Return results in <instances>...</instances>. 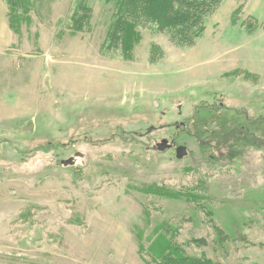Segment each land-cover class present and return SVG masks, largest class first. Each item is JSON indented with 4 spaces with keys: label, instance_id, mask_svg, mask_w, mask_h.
<instances>
[{
    "label": "rangeland",
    "instance_id": "1",
    "mask_svg": "<svg viewBox=\"0 0 264 264\" xmlns=\"http://www.w3.org/2000/svg\"><path fill=\"white\" fill-rule=\"evenodd\" d=\"M15 1L0 0V264H146L161 223L188 252L264 264V0H217L190 38L142 19L118 43L103 0L76 28L79 0Z\"/></svg>",
    "mask_w": 264,
    "mask_h": 264
},
{
    "label": "trees",
    "instance_id": "2",
    "mask_svg": "<svg viewBox=\"0 0 264 264\" xmlns=\"http://www.w3.org/2000/svg\"><path fill=\"white\" fill-rule=\"evenodd\" d=\"M111 5V13L114 17L109 23L108 38L114 43L125 40L127 31L136 26L137 22L146 19L155 22L161 29H174L184 37L190 38L193 33H198L202 26V14L205 15L215 7L217 0H103ZM15 0H10L9 5H14ZM79 11H83L79 13ZM80 14V15H79ZM82 15V16H81ZM73 17V16H72ZM92 8L89 0H79L74 12L73 22L75 28L86 20L90 24ZM81 29V28H80ZM172 190V189H171ZM171 190H167L171 193ZM172 192H175L172 190ZM179 199L185 197L201 198L194 192H176ZM171 195V194H170ZM200 203V202H199ZM198 203V204H199ZM207 209V208H206ZM210 222L214 221V212L207 210ZM220 243L228 240L229 236L224 229L213 224ZM177 228L170 223L157 224L152 233L146 239L149 244H140L141 253L146 264H220L217 260L205 254L188 252V242H180L177 239ZM143 236V235H142ZM142 242L143 238H139ZM140 241V242H141ZM194 242L205 245V238H196Z\"/></svg>",
    "mask_w": 264,
    "mask_h": 264
},
{
    "label": "water",
    "instance_id": "3",
    "mask_svg": "<svg viewBox=\"0 0 264 264\" xmlns=\"http://www.w3.org/2000/svg\"><path fill=\"white\" fill-rule=\"evenodd\" d=\"M170 144L168 143L167 139H163L161 142H158L157 145L154 146V149L159 150V151H164L165 149L169 148ZM186 151L185 146H178L176 149V154L179 158H181ZM79 155V154H78ZM63 165H72L74 164V157H70L68 159H64L61 161Z\"/></svg>",
    "mask_w": 264,
    "mask_h": 264
}]
</instances>
